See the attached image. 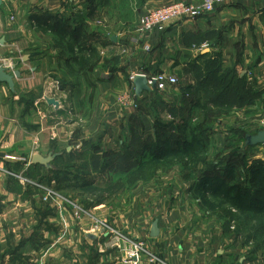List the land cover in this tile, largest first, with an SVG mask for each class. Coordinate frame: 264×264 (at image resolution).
<instances>
[{
	"label": "rangeland",
	"instance_id": "374dc122",
	"mask_svg": "<svg viewBox=\"0 0 264 264\" xmlns=\"http://www.w3.org/2000/svg\"><path fill=\"white\" fill-rule=\"evenodd\" d=\"M113 6L106 8L112 11ZM120 10L105 18L100 13L94 17L96 6L87 4L70 21L56 15L53 22L57 21L62 29L52 23L37 26L32 36L18 37L24 43L21 55L27 57L24 61L18 60L19 66L35 63L40 77L38 82L31 80L29 85L25 83L17 90L14 87V93L0 83V87H6L3 99L6 103L12 104L14 97L18 98L15 102L22 107L24 126L20 132L27 141L22 161L15 167L8 164L3 167L7 182H15L22 190V197L16 208L10 206L13 202L7 201L5 208L0 209V264H74L80 253L87 251L93 256L91 253L98 250L95 244L85 241L79 246L78 240L83 238V241L85 233L97 232L96 225L100 222L112 227L111 218H115L117 211L124 212L128 196L159 177L169 178L164 189L171 188L172 184L173 188L176 185L185 188L199 220L219 232L230 245L240 246L244 254L239 257L248 256L250 260L256 255L259 263L264 264V197L253 200V208H237L207 193V182H203L207 180V169L216 165L214 169L221 175L229 164L234 167L235 175L227 179L224 186L240 188L234 196L248 202L257 188L264 191V184L257 181L264 176V171L255 177L241 172L242 165L249 161L241 158L239 145H245L249 132L240 125L234 107L208 115L202 113L198 117L191 110L192 117L186 103L168 100L163 106L157 104L153 132L136 134L131 144L117 154L97 156L94 147L84 144L81 155L72 153V149L67 152V146L84 140L80 127H76L81 130L72 135L73 141H60L62 145H57L58 139L62 140L60 132L51 135L49 127L59 130L66 123L62 115L70 112L69 118L78 122L79 109L85 117L91 110V99L97 91L93 80L100 62L96 50L99 40H102V48L108 47L111 38L127 30L133 21L128 5L122 4ZM29 23L26 17L25 27ZM228 72L225 70L223 75ZM24 73L30 76V71ZM176 78L177 85L186 91V95L179 93L178 96L188 99L192 90L183 83L182 77L176 74ZM80 93L88 97L84 100L76 96ZM154 98L161 101L158 94ZM48 99L60 105L51 106ZM36 103L42 106L40 112L33 108ZM232 105L240 107L242 103ZM175 106L178 109L173 112ZM42 113L46 114L44 119ZM41 120L44 130L37 141L35 136L32 138L30 127H39ZM218 121H226L228 132L216 128ZM211 127L212 131H204ZM245 153L252 156L257 152ZM32 154L57 157L44 167L31 163ZM258 154L264 159V152ZM223 190L221 188L219 193Z\"/></svg>",
	"mask_w": 264,
	"mask_h": 264
},
{
	"label": "crops",
	"instance_id": "0c3cea01",
	"mask_svg": "<svg viewBox=\"0 0 264 264\" xmlns=\"http://www.w3.org/2000/svg\"><path fill=\"white\" fill-rule=\"evenodd\" d=\"M177 2L199 3L201 0H0V40L4 39V44L0 45V66L11 69L16 64L20 72V78L14 79L16 90L25 83L29 85L31 80L38 82L40 75L35 63L19 66L18 62L24 58L21 55L24 43L18 37L32 36L38 28L34 23L25 27L26 17L50 16L53 20L60 15L63 21H70L76 17L77 11H83L85 5L92 4L96 6L94 17L100 13L105 18L126 4L131 11L132 24L117 34L114 37L116 41L108 47L102 48V40H99L96 49L100 62L94 71L93 81L98 92L91 99V110L85 117L82 109H79L78 122L69 118L72 113L68 112L61 116L66 117L61 129L49 127L51 135L56 136V132L62 135L57 145L69 142L72 135L82 128L84 140L82 138L74 145L67 146V152L72 149V153L81 155L84 144L94 147L97 156L110 152L117 154L121 148L131 144L136 134L148 135L153 132L155 107L157 104L163 106L168 100L188 104L192 117V113L198 117L202 113L208 115L215 110L225 111L234 107L246 133L253 135L264 130V125H261L264 120H261L264 118V0H224L211 15L170 23L162 32H137L141 16ZM110 4L115 7L112 11L106 8ZM145 47L149 50L145 51ZM25 70L30 71V76L24 73ZM225 70L234 74L229 83H238L246 94L240 107L230 104L229 96H224L226 104L217 101L215 95L218 91L214 96L208 95L207 88L214 83L215 77L222 79ZM158 73L182 77L183 83L192 90V100L186 101L178 96L185 92L184 87L179 85L168 88L164 93H143L136 97L131 77L142 74L150 78ZM5 89L1 85L0 209L5 208L7 201L13 202V205H9L14 208L21 202V188L11 180L7 182L3 167L5 164L18 165L22 161L23 147L27 149V141L21 133L24 129L22 107L15 102L17 96L12 104L3 100ZM80 94L76 96L84 100L88 97ZM157 94L161 101L154 98ZM220 97H223L222 94H219ZM41 107L36 103L33 108L40 112ZM175 107L173 112L178 109ZM42 117L44 119L46 114L42 113ZM225 122L218 121L216 128L228 132ZM41 126L42 120L39 127H30L32 138L35 136L37 141L39 133L44 130ZM76 127H80L79 130ZM212 128H206V132L212 131ZM245 147L239 145L241 158L249 161L246 164L256 162L264 168L261 155L255 153L247 156L245 153L257 152L258 149ZM168 181L169 178L159 177L152 184L130 194L124 212L117 211L115 218H111L113 226L124 235L143 241L152 253L167 264H260L256 255L250 260L248 256L239 257L244 250L240 246L230 245L219 232L199 220L185 188L181 185L173 188L172 184L171 188L164 189ZM155 220L159 235L151 238L150 229ZM90 235L93 238L87 237ZM83 237V241V238L78 240L79 246L86 241L87 244H95L98 250L91 253L93 256L87 251L80 253L75 257L74 264H147L143 257L129 262L127 248L113 236L94 231L85 233Z\"/></svg>",
	"mask_w": 264,
	"mask_h": 264
},
{
	"label": "built area",
	"instance_id": "2783aa9c",
	"mask_svg": "<svg viewBox=\"0 0 264 264\" xmlns=\"http://www.w3.org/2000/svg\"><path fill=\"white\" fill-rule=\"evenodd\" d=\"M223 1L201 0L199 3L177 2L169 6L154 9L140 17L136 30L141 34L152 31L162 32L170 23L187 19L194 20L201 16L215 13L219 3ZM144 50L148 51L149 48L145 47ZM147 80L148 86L150 87L153 82L155 84L154 90L160 93H164L168 88L177 85V78L165 73H158L153 77L147 78ZM58 105L60 104L58 103ZM255 148L258 149L257 153L264 152V145ZM11 176L16 177L14 174H11ZM96 227L98 229L97 232L113 236L123 243L127 248L126 256L129 262L133 260L137 261L143 257L147 264H167L161 257L152 253L143 241L132 239L118 231L114 226L111 227L104 222L98 223Z\"/></svg>",
	"mask_w": 264,
	"mask_h": 264
},
{
	"label": "trees",
	"instance_id": "16d2710c",
	"mask_svg": "<svg viewBox=\"0 0 264 264\" xmlns=\"http://www.w3.org/2000/svg\"><path fill=\"white\" fill-rule=\"evenodd\" d=\"M28 20L31 23H34L38 26H48L49 24L54 23V25H58L59 29L62 25H59L57 21L52 20V18L50 16H30L28 18ZM75 42V41H74ZM76 43V42H75ZM233 72H228L226 75H223V78H217L215 79L214 83H212L207 89H208V95L214 96V94L216 93V91H218V94L215 95V98H217V101L223 102L224 104H226V100L224 96H229L230 97V104H237L239 105L240 103H243L244 100L246 99V94L242 92V88L239 87L238 83H235L234 85H232L230 82V78L232 77ZM234 76V74H233ZM228 79V80H227ZM155 92L156 90H152L151 92ZM150 93V92H149ZM186 95V91L184 92ZM219 94L223 97L219 98ZM192 97L188 98V99H184L186 101H191L193 98V94H191ZM202 115V114H201ZM200 115V116H201ZM204 131L206 132V128L204 129ZM246 148V147H245ZM249 148V147H247ZM234 156V155H233ZM233 159V157H232ZM226 170L223 169L222 174L219 175L216 170L214 169L216 167V165L212 166L211 168L207 169V175L206 178L207 180H203L204 183L207 182V189L206 192L211 194L212 196H216L218 197V199H222L225 203H229L230 205H233L237 208H253V200H255L256 198H263L264 195V191L263 188H257L258 191L254 192L253 198L252 200L246 202V201H241L240 197L234 196L236 194V192L238 191V189L240 190V188H234L232 186H228L225 187V182L227 181V179L233 178L234 174V167L233 166H229ZM241 166V165H240ZM214 169V170H213ZM264 168L254 162L250 165H248V163L244 165H242L241 167V172L248 174L249 177L252 175L253 177L258 176L259 173H263ZM219 175V177H218ZM251 176V177H252ZM259 178V177H258ZM258 182H262V184H264V176H262L261 178H259L257 180ZM222 188V194L219 193L220 189ZM213 189V190H212ZM256 193L259 194L256 197ZM252 201V202H251Z\"/></svg>",
	"mask_w": 264,
	"mask_h": 264
},
{
	"label": "water",
	"instance_id": "95a60500",
	"mask_svg": "<svg viewBox=\"0 0 264 264\" xmlns=\"http://www.w3.org/2000/svg\"><path fill=\"white\" fill-rule=\"evenodd\" d=\"M116 39L111 38V42H115ZM4 44V39L0 40V45ZM27 57L24 56L23 61L26 60ZM16 64L11 66V69L0 66V83H3L7 86L8 90L12 93L15 92V84L14 79L20 78V72L16 69ZM132 84L134 87V95L136 97L140 96L143 93H149L154 90L155 84L152 82L151 86H148L147 78L142 74H137L132 79ZM47 103L51 106L58 107V102L55 100H47ZM264 145V130L256 132L254 135L245 136V146L249 148H254L257 146ZM57 155H49L48 157H42L40 155H34L32 157L31 163L33 165H41L44 167H48L49 163H51ZM150 237L156 238L159 235V231L157 228V220H155L150 229ZM88 238H93V236H87Z\"/></svg>",
	"mask_w": 264,
	"mask_h": 264
}]
</instances>
